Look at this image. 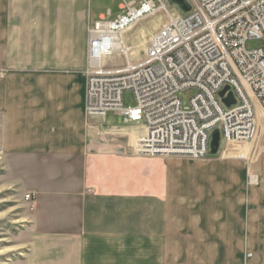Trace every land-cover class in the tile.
<instances>
[{"label":"crops","instance_id":"1","mask_svg":"<svg viewBox=\"0 0 264 264\" xmlns=\"http://www.w3.org/2000/svg\"><path fill=\"white\" fill-rule=\"evenodd\" d=\"M105 15L94 18L92 0H0L3 164L23 195L34 193V218L66 220L49 228L62 235L52 260L35 264H125L102 251L124 248L139 261V251L170 249L171 162L131 155L142 125L103 134L85 114L89 29ZM106 117L92 118L107 125Z\"/></svg>","mask_w":264,"mask_h":264},{"label":"built area","instance_id":"2","mask_svg":"<svg viewBox=\"0 0 264 264\" xmlns=\"http://www.w3.org/2000/svg\"><path fill=\"white\" fill-rule=\"evenodd\" d=\"M191 9H171L164 0H123L89 29L84 109L87 116H123L125 125L144 132L130 145L145 156L193 158L211 153L213 133L221 143L251 142L264 120V47L247 41L264 37V0H188ZM163 11L166 19L133 59L125 35L147 15ZM121 54L122 65L107 60ZM224 97L233 93L230 106ZM193 89L187 104L180 94ZM130 90L134 106L124 105ZM260 114L261 117H260ZM34 193L25 194L32 202Z\"/></svg>","mask_w":264,"mask_h":264},{"label":"rangeland","instance_id":"3","mask_svg":"<svg viewBox=\"0 0 264 264\" xmlns=\"http://www.w3.org/2000/svg\"><path fill=\"white\" fill-rule=\"evenodd\" d=\"M122 1L92 0L94 18L97 19L101 12L108 14V10L112 11V18L116 17L121 12ZM164 1L171 9L177 7L168 0ZM165 19L163 11L147 15L126 33L133 59L144 56V32L155 33ZM246 45L248 48L264 47V37L250 39ZM124 62L121 54L107 60L109 65ZM193 94V89L184 90L180 94L183 103L187 104ZM124 105H135L130 90L124 92ZM92 117L87 118L95 132L116 133L126 126L123 116L113 111L107 114V125L101 119L94 123ZM107 140L115 142L113 137ZM117 144L119 148L125 147ZM229 146L242 147L247 152L243 153L244 156H226L224 151ZM149 157L166 158L172 164L167 218L170 249L139 251V261H136L137 256L134 257L137 252H127L124 248L117 249V254L116 251H102L105 256L114 254L112 261L119 263L122 260L125 264H264V120L253 141L227 144L223 140L216 154L201 158L180 155ZM253 175L257 176L255 183L252 182ZM154 205L158 206L157 203ZM36 206L34 200L26 202L22 191L11 183L0 148V264H35L46 257L47 262L52 260L49 257L52 241L62 235L51 233L49 228L62 223L66 225V220L61 217L53 220L44 216L34 218ZM53 261L56 264L57 260L53 258ZM63 263L72 264L73 261Z\"/></svg>","mask_w":264,"mask_h":264},{"label":"water","instance_id":"4","mask_svg":"<svg viewBox=\"0 0 264 264\" xmlns=\"http://www.w3.org/2000/svg\"><path fill=\"white\" fill-rule=\"evenodd\" d=\"M169 4H176L178 5L184 12H187L191 9V5L188 2V0H168ZM229 89V87H226L220 92V95L224 97L226 91ZM223 101L227 104V106H230L232 103L235 102L234 95L232 92H230L229 96L224 97ZM221 146V135L220 131L216 130L213 133L212 136V142H211V154L218 153Z\"/></svg>","mask_w":264,"mask_h":264},{"label":"bare ground","instance_id":"5","mask_svg":"<svg viewBox=\"0 0 264 264\" xmlns=\"http://www.w3.org/2000/svg\"><path fill=\"white\" fill-rule=\"evenodd\" d=\"M231 144H233V143H231ZM254 180V176H252V181Z\"/></svg>","mask_w":264,"mask_h":264}]
</instances>
